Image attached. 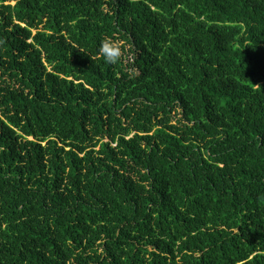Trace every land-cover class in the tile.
Masks as SVG:
<instances>
[{
  "label": "trees",
  "instance_id": "obj_1",
  "mask_svg": "<svg viewBox=\"0 0 264 264\" xmlns=\"http://www.w3.org/2000/svg\"><path fill=\"white\" fill-rule=\"evenodd\" d=\"M0 264H264V0H0Z\"/></svg>",
  "mask_w": 264,
  "mask_h": 264
},
{
  "label": "clouds",
  "instance_id": "obj_2",
  "mask_svg": "<svg viewBox=\"0 0 264 264\" xmlns=\"http://www.w3.org/2000/svg\"><path fill=\"white\" fill-rule=\"evenodd\" d=\"M123 41L114 37H106L100 42L98 55L109 65H116L123 55Z\"/></svg>",
  "mask_w": 264,
  "mask_h": 264
},
{
  "label": "rangeland",
  "instance_id": "obj_3",
  "mask_svg": "<svg viewBox=\"0 0 264 264\" xmlns=\"http://www.w3.org/2000/svg\"><path fill=\"white\" fill-rule=\"evenodd\" d=\"M128 49H129V47H128V45H126V50L128 51Z\"/></svg>",
  "mask_w": 264,
  "mask_h": 264
}]
</instances>
